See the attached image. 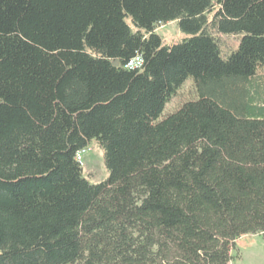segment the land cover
<instances>
[{
	"label": "trees",
	"instance_id": "trees-1",
	"mask_svg": "<svg viewBox=\"0 0 264 264\" xmlns=\"http://www.w3.org/2000/svg\"><path fill=\"white\" fill-rule=\"evenodd\" d=\"M169 22L189 37L165 45ZM92 140L99 184L76 159ZM247 234L264 235V0H0V264H230Z\"/></svg>",
	"mask_w": 264,
	"mask_h": 264
},
{
	"label": "rangeland",
	"instance_id": "rangeland-1",
	"mask_svg": "<svg viewBox=\"0 0 264 264\" xmlns=\"http://www.w3.org/2000/svg\"><path fill=\"white\" fill-rule=\"evenodd\" d=\"M156 32L161 36L165 45L178 44L189 37L180 30L177 22L160 25ZM242 37L243 34L233 36L223 35L222 44L224 53L236 49ZM194 97L193 82L192 80H188L166 106L165 114L175 111L184 102ZM82 167L83 177L91 184H99L108 179L109 173L105 165L104 150L96 140H92L83 153ZM232 255L233 260L230 264H264V235L247 234L242 236L236 242V249Z\"/></svg>",
	"mask_w": 264,
	"mask_h": 264
},
{
	"label": "built area",
	"instance_id": "built-area-1",
	"mask_svg": "<svg viewBox=\"0 0 264 264\" xmlns=\"http://www.w3.org/2000/svg\"><path fill=\"white\" fill-rule=\"evenodd\" d=\"M142 65H143V58L141 56H137L129 62V64L127 65V68L128 69H138V68H141ZM85 151L83 150V151L79 152L76 156L77 161L80 162L81 165L83 162V153Z\"/></svg>",
	"mask_w": 264,
	"mask_h": 264
},
{
	"label": "water",
	"instance_id": "water-1",
	"mask_svg": "<svg viewBox=\"0 0 264 264\" xmlns=\"http://www.w3.org/2000/svg\"><path fill=\"white\" fill-rule=\"evenodd\" d=\"M114 65H115V66H118V65H119V62H118V61H115V62H114Z\"/></svg>",
	"mask_w": 264,
	"mask_h": 264
}]
</instances>
